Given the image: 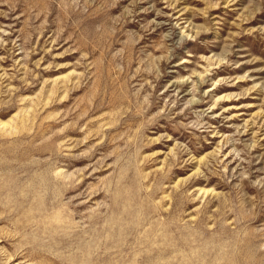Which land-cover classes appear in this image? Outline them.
I'll list each match as a JSON object with an SVG mask.
<instances>
[{"label":"rangeland","instance_id":"1","mask_svg":"<svg viewBox=\"0 0 264 264\" xmlns=\"http://www.w3.org/2000/svg\"><path fill=\"white\" fill-rule=\"evenodd\" d=\"M0 264H264V0H0Z\"/></svg>","mask_w":264,"mask_h":264}]
</instances>
